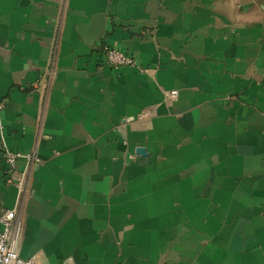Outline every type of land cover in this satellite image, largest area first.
Segmentation results:
<instances>
[{
    "label": "crops",
    "instance_id": "obj_1",
    "mask_svg": "<svg viewBox=\"0 0 264 264\" xmlns=\"http://www.w3.org/2000/svg\"><path fill=\"white\" fill-rule=\"evenodd\" d=\"M0 103L21 257L264 264V0H0Z\"/></svg>",
    "mask_w": 264,
    "mask_h": 264
},
{
    "label": "built area",
    "instance_id": "obj_2",
    "mask_svg": "<svg viewBox=\"0 0 264 264\" xmlns=\"http://www.w3.org/2000/svg\"><path fill=\"white\" fill-rule=\"evenodd\" d=\"M105 63L111 68L130 67L138 68L139 64L134 56L116 47L104 50ZM148 71V68H141ZM169 99H176L178 91L175 89L167 92ZM3 104L0 103V110ZM3 157L7 165L6 180L13 183L19 194L25 191L27 180L33 166L38 163V157L34 153L13 152L4 149ZM23 161V169L17 174V164ZM22 235V225L16 217L15 208H3L0 212V264H37V257L23 258L19 254V243ZM64 264H74L67 261Z\"/></svg>",
    "mask_w": 264,
    "mask_h": 264
},
{
    "label": "water",
    "instance_id": "obj_3",
    "mask_svg": "<svg viewBox=\"0 0 264 264\" xmlns=\"http://www.w3.org/2000/svg\"><path fill=\"white\" fill-rule=\"evenodd\" d=\"M136 152L141 154V153L144 152V149H143V148H137V149H136Z\"/></svg>",
    "mask_w": 264,
    "mask_h": 264
}]
</instances>
